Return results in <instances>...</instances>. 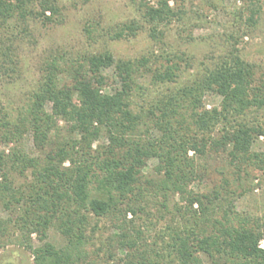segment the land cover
Instances as JSON below:
<instances>
[{
  "label": "trees",
  "instance_id": "16d2710c",
  "mask_svg": "<svg viewBox=\"0 0 264 264\" xmlns=\"http://www.w3.org/2000/svg\"><path fill=\"white\" fill-rule=\"evenodd\" d=\"M244 1L249 5L239 19L254 27L264 3ZM139 4L153 24V36L158 26L179 14L170 0ZM56 14H62L58 0H0V33L11 23L53 22ZM139 29L132 21L114 37L135 35ZM178 57L169 58L163 69L152 67L149 56L116 59L110 51L87 54L70 65L53 57L24 110L14 118L0 107V134L8 145L27 131L40 148L53 145L44 157L15 147L0 150V201L7 210H20L15 226L27 234L20 242L32 251L35 264H102L87 249L93 236L88 229L96 230L93 214L118 222L115 237L126 250L124 264H264V216L243 215L233 207L231 197L237 191L230 188L231 181L225 178L221 189L206 192L192 188L204 174L197 159L213 152L228 153L240 186L248 164L264 166V151L253 150L264 136V77L258 76L254 62L232 51L205 73L180 82ZM9 60L13 62L11 46L5 50L0 45L1 63ZM110 67L120 83L113 92L104 90L108 77L103 71ZM65 73L68 79L62 77ZM146 74L153 85H179L149 96L150 88L139 81ZM208 92L222 97L220 105L206 107ZM60 120L67 124L66 137L60 135ZM102 133L107 141L94 147ZM152 158L158 159V175L144 179ZM28 171L33 181L21 185L10 176ZM149 188L164 195L163 207L169 208L171 196L182 201L174 203L171 222L153 245L134 222L140 212L150 213ZM10 224L0 218V234ZM51 227L65 236L64 246L48 240ZM32 233L40 245L31 244ZM145 245L152 246L155 256Z\"/></svg>",
  "mask_w": 264,
  "mask_h": 264
},
{
  "label": "rangeland",
  "instance_id": "374dc122",
  "mask_svg": "<svg viewBox=\"0 0 264 264\" xmlns=\"http://www.w3.org/2000/svg\"><path fill=\"white\" fill-rule=\"evenodd\" d=\"M152 3L155 0H151ZM264 3V0H262ZM62 14H56L53 22L43 23L31 19L27 25L7 24L0 33V45L7 50L11 46V58L7 64L0 61V107L10 110L15 118L24 110L32 93L38 88L44 73L45 63L53 57L65 58L70 65L81 61L90 53L110 51L116 59H135L149 56L152 67L165 68L169 58L181 63L182 72L179 81L187 82L196 75L205 73L214 67L230 52H239L258 67V76L264 77V7L261 18L254 27L244 26L239 16L247 11L249 1L244 0H170V4L179 11L177 18L157 28L153 36V24L144 17L140 0H58ZM50 14V12H48ZM135 21L140 25L137 34H126L121 38L115 33L125 24ZM103 73L108 77L105 91L113 92L120 88L114 67L106 68ZM68 79L69 74L62 75ZM139 81L150 88V95L167 89H175L178 83L153 85L151 74L143 75ZM149 99V98H148ZM222 97L208 92L204 97L207 108L220 105ZM140 103L142 99L137 98ZM50 110V106H48ZM264 110L261 116L264 117ZM61 137L67 136V124L59 121ZM55 132L51 137L55 139ZM57 138V137H56ZM52 139V140H53ZM58 139V138H57ZM104 133L94 144L104 143ZM11 147L21 149L32 156L44 157L53 147L37 146L31 131L23 134L17 143L8 145L0 134V150ZM254 151H264V136H260L253 145ZM197 162L203 177L192 184L195 191L206 192L213 188L221 189L225 178L231 181V189L236 190L231 197L233 207L241 214L264 216V166L248 164L243 172L242 186L237 178V168L231 164L226 151L213 152L200 157ZM158 159L152 158L144 168V179L158 175ZM249 171V176L245 171ZM16 185L33 181L30 171L26 174H10ZM144 181V180H143ZM147 183H144V186ZM241 187V188H240ZM247 188L245 191L243 189ZM233 190V191H234ZM243 191V192H242ZM242 192V194H240ZM150 213L140 212L134 221L136 226L146 230L147 242L150 245L159 241V233L171 222L175 202H182L179 196H171L170 205L163 207L164 195L155 189H148ZM19 209L7 210L0 201V218L10 221L8 231L0 234V264H35L34 255L20 239L27 234L18 230L15 222L19 220ZM132 217L128 215V219ZM118 222L111 216L91 217V226H96L87 245L89 256L102 264H124L126 250L115 237ZM29 239L33 246L41 241L37 233ZM48 240L57 247L67 243L65 236L55 227L48 231ZM161 246V244H160ZM159 244L153 247H160ZM148 254L154 255L150 248ZM155 256V255H154ZM208 261V260H205Z\"/></svg>",
  "mask_w": 264,
  "mask_h": 264
},
{
  "label": "built area",
  "instance_id": "2783aa9c",
  "mask_svg": "<svg viewBox=\"0 0 264 264\" xmlns=\"http://www.w3.org/2000/svg\"><path fill=\"white\" fill-rule=\"evenodd\" d=\"M261 246H263V242H262Z\"/></svg>",
  "mask_w": 264,
  "mask_h": 264
}]
</instances>
